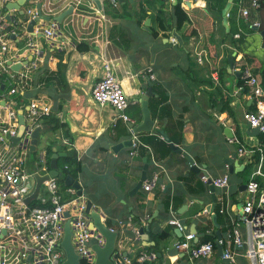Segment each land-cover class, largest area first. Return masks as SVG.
I'll return each instance as SVG.
<instances>
[{
    "label": "crops",
    "instance_id": "crops-1",
    "mask_svg": "<svg viewBox=\"0 0 264 264\" xmlns=\"http://www.w3.org/2000/svg\"><path fill=\"white\" fill-rule=\"evenodd\" d=\"M39 2L45 4L43 13L53 17L46 26L56 23L55 35L35 37L37 51L30 64L37 68L32 71L31 91L22 103L26 111L32 99H39L69 127V146L76 151L82 166L71 176L80 182L82 197L91 199L108 226L119 232L118 253L134 260L143 252H154L156 258L147 264H251L243 255L245 248H236L234 261L224 260L217 245L210 257L190 261L188 254L178 251L174 243L188 233L204 234L199 238L196 234L194 243L202 242L206 236L216 242L212 233L218 229L228 238L230 229L225 220L221 222L217 217L215 223L209 209L213 206L215 213L217 204H223L225 214L236 217L248 196L239 189L247 183L240 175L246 168L241 169L239 145L233 140L238 139L248 149L264 140L261 133L248 134L245 113L255 108V100L252 87L242 78V69L247 66L264 79V26L254 29L251 24L264 23V0L260 9L253 7L252 0H233L228 13L229 30L222 14L225 7L219 13L209 7L208 0H117V5L113 0H38L36 8ZM26 4L32 5L28 1ZM178 4L189 14L182 28L177 27ZM71 5L72 12L62 22L54 19ZM243 8L249 9L248 17L242 14ZM174 31L181 37V44ZM233 31L240 37H235ZM105 63L121 80L131 100L127 112L135 123L143 121L141 98L149 80L158 85V90L153 86L152 97L159 99L162 94L167 101L164 104L156 100L152 104L150 97L155 127L165 129L171 142L187 151L212 181L230 172L226 164L229 159L235 160L240 170L230 172L228 188L215 186L216 202L209 181L192 171L188 159L174 152L159 132L153 129L137 133L113 107L96 103L92 90L105 74ZM226 96L228 105L222 102ZM41 126V133L46 129L52 138L38 156H33L31 150L27 164L30 171L44 165L51 167L47 164L51 142L63 146L70 140L62 128ZM228 127L233 136L226 133ZM135 133L140 140L136 154L132 153V145L113 149L132 140ZM143 133L155 135V141L146 143ZM159 141H165L169 149ZM142 147L146 149L141 151ZM53 149L64 152L56 145ZM145 165L147 178L157 176L156 183L149 191L142 186L131 194ZM249 170L248 177L253 166ZM61 172L59 184L61 177L66 176ZM66 189L64 184V193ZM174 217L183 229L170 223ZM228 221L231 222L229 218ZM141 227H145L143 234L139 233ZM162 232H167V236L160 237ZM242 232L246 236L247 229L243 227Z\"/></svg>",
    "mask_w": 264,
    "mask_h": 264
},
{
    "label": "built area",
    "instance_id": "built-area-1",
    "mask_svg": "<svg viewBox=\"0 0 264 264\" xmlns=\"http://www.w3.org/2000/svg\"><path fill=\"white\" fill-rule=\"evenodd\" d=\"M14 1L0 0V76L3 77L0 81V264H64L66 253L61 242L64 237L66 210L72 215V243L76 252L81 261L94 264L96 253L92 246L94 243L103 244L105 238L90 227V217L85 213V199L72 186H67L66 193L69 197H65L58 177L50 176V166L37 167L33 171L27 167L32 133L36 127L41 126L43 116L50 113L51 107L39 99H32L25 111L22 100L31 91L32 71L37 68L30 64L37 51L35 37L40 33L47 38L54 37L56 23L52 22L47 27L49 22L40 19L36 22L34 31H29V23L39 15L38 8L35 7L38 0H27L32 5L22 7V15L19 9L7 8V4ZM113 2L118 4L117 0ZM262 3L263 0H252L256 9H260ZM44 7L45 4L41 3V9ZM242 14L248 17L249 9L243 8ZM251 24L258 28L264 26L261 22ZM235 37L239 38L240 33H236ZM173 41L176 43L175 38ZM16 42H20L21 46ZM31 54L33 59L29 60ZM199 61L203 62V59L200 58ZM18 62H22L24 66L20 71H14L11 64ZM242 78L252 87L255 100V108L245 113V119L251 128H257L264 134L263 85L247 66L242 69ZM92 96L100 106L113 107L127 123L135 122L127 112L131 100L109 63H105V74L94 85ZM21 116L24 122H21ZM14 137H18L16 143L12 141ZM233 141L239 145V164L244 168L251 164L253 170L246 184L248 196L242 201L238 216L231 217L228 213L232 224L228 238L223 237L218 241L225 247L224 260L234 261L236 248H245L243 255L251 264H264V142L254 149H248L238 139ZM65 143L72 144L70 140ZM139 145L140 140L135 133L132 139L133 154L137 153ZM226 166L229 169L231 167L229 163ZM36 174L49 177L44 181L38 199L28 203L26 199L35 190L36 182L33 183V180H36ZM202 178L208 180L205 176ZM156 180L157 176L147 178L143 182V188L151 190ZM213 184L228 188L231 184L230 172L214 178ZM225 210L223 206L221 212L225 213ZM169 221L183 229L177 218ZM243 227L247 229L246 236L243 235ZM195 238V233H188L177 240L174 247L187 253L190 261L210 257L215 252V241L194 243ZM155 258L154 252H143L134 260L117 253L114 261L115 264H147L148 260Z\"/></svg>",
    "mask_w": 264,
    "mask_h": 264
},
{
    "label": "water",
    "instance_id": "water-1",
    "mask_svg": "<svg viewBox=\"0 0 264 264\" xmlns=\"http://www.w3.org/2000/svg\"><path fill=\"white\" fill-rule=\"evenodd\" d=\"M26 1L27 0H16L14 2H10L7 4V8L19 9V13L22 15L24 13V10L22 9V7L26 4ZM232 1L233 0H230L229 3L225 6V8L222 11V14H223V17L225 20V25L227 26L228 30H229L228 13H229V10L231 8V2ZM98 3H99V1H98ZM37 8H38V14L39 15L37 18L32 19L31 22L29 23V25H28L29 31H34V26H35L36 22L39 21L40 19H43L47 23L51 20V18H53L52 16L43 13V10L41 9V3H38ZM73 8H74V6L71 5L69 9L63 11L59 15L54 16V19L59 21V22H62V20L67 15H69V13L72 12ZM8 18L11 19V17H9V16H8ZM149 23H150V20H147L145 22L146 28H148L147 26L149 25ZM254 29H258V27H254ZM39 35L41 36L43 34L40 33ZM174 35L176 36L178 42L181 44L182 39L177 34L176 31H174ZM262 36H263V47H264V30L262 31ZM30 59H33L32 54L29 56V60ZM233 60H234V57L231 56L230 57L231 67H233ZM27 62L28 61H25V63H27ZM9 63H11V62L9 61ZM23 66H24V64L22 62L11 64V67L14 71H20L23 68ZM148 84H149L148 89H147L146 93L143 95V97L141 98V104H142V110H143V121L141 123L130 122L129 123L130 127H132L133 131H135L137 133L138 132H150L153 129H155L157 132H159L165 138V140L170 143L171 148L174 152L182 153L188 159V161L191 164V170L192 171L199 174L201 177L205 176L208 178L211 191L213 192V201L216 202L217 197L215 194V186H214L212 178L209 176L208 172L204 171L202 169V167H200L195 162L193 157L187 151H184L183 148H181L180 146H176L174 143H172L171 139L168 136V134L166 133L165 129L160 128V127H155V120L152 118L150 104H149L150 97L155 95L154 91H153V81L149 80ZM21 122H24L23 116H21ZM41 131H42V126H38L34 129V131L32 133V140H31V145H30V148L32 151L37 150ZM226 133L228 134V136H233V133H232L230 127H228L226 129ZM248 134H250L252 136H256V135L260 134V131L257 128H251L249 126ZM12 141H13V143H16L18 141V137L12 138ZM131 145H132V140L129 139V140H126L122 143L115 145L113 147V149L115 151H117L118 149H120L124 146H131ZM63 156H66V153L57 152V150L54 149V153L52 155V160H51L50 176H53V177H55V176L59 177L60 176V172L58 170V159L60 157H63ZM235 157L236 156L234 155L233 158H235ZM234 162H235L234 159H229L227 162L231 165V167H230L231 173H233L234 171L240 170V168L235 166ZM239 163H241V160H239ZM204 168H206L205 165H204ZM241 169H244V166H242ZM48 177H49L48 175H44V176H41L40 174L35 175L36 186H35L34 192L26 199V201L28 203L34 199H38L41 188L43 186V183L45 180L48 179ZM146 179H147V165L144 166L140 180H139L138 184L134 187V189L131 191V194H135L138 190H140L143 186V182ZM64 184L66 186H73L74 188H76L78 195L83 194V188H82L80 182L75 177H73L71 175H66V177L64 179ZM246 184L247 183H243L239 189L242 191H245L246 187H247ZM85 202H86L85 213L90 217V221H91L90 227L92 229L95 228L97 230V232L101 233V235H103V237L105 238V242L103 244L94 243L92 246L93 250L96 253V260H95L94 264H115L114 257L118 253L119 244L117 242H118L119 232L115 229H112L110 226H108V224L103 220V215L99 212V210H97L93 207V201L91 199H85ZM209 210H210V212H212V218H213L214 222L216 223L217 214L214 213V207L211 206V208ZM64 215H65L66 221H65V226H64V237H63V240L61 242V246L64 248L65 253H66V259L64 261V264H82V261L79 257V254L76 252L75 247L72 243L73 229H72L71 212L69 210H66ZM157 215H158V213H156L154 215V217ZM144 229H145V227H141L139 229V233L143 234ZM4 232H6V231L4 230ZM196 234L198 235V238L204 235L202 233H200V234L196 233ZM212 235L215 238H217L216 239V245L218 247V252L221 256H223L224 247L218 241L219 239L223 238V234H222L221 230L218 229L215 233H212Z\"/></svg>",
    "mask_w": 264,
    "mask_h": 264
},
{
    "label": "trees",
    "instance_id": "trees-1",
    "mask_svg": "<svg viewBox=\"0 0 264 264\" xmlns=\"http://www.w3.org/2000/svg\"><path fill=\"white\" fill-rule=\"evenodd\" d=\"M208 2H209V7L211 9H215L220 13L222 11V9L225 7L227 0H208ZM175 9H176L175 13L177 15V27L182 28L184 26L185 22H187L189 20V14L186 11H184L179 4L175 5ZM160 24H161V26H163L162 21L160 22ZM242 25L244 27L246 26L247 28H251L250 25H247V24H242ZM232 33H234V31ZM245 57L248 61H250L251 58L249 57L248 53L245 54ZM257 75H258L257 77H258L259 81L264 86V79H262L263 77L260 74H257ZM52 76L54 77L56 75L53 73ZM2 79H3V77L1 75L0 81ZM260 79H262V80H260ZM243 84H245V83H243ZM153 86H154V90H158V87H157L158 85H156V83H154ZM246 86L247 85H245L244 87L246 88ZM156 100L165 104L167 101V97L160 94L159 99H158V97H152L151 103L153 104ZM222 100H223L222 102L224 105L229 104V98H227V96L225 98H222ZM42 124L49 125V127L53 128L54 130L62 128L64 130L65 135L67 137H70V142L72 143V140H71L72 137H71L70 132L68 130L69 127L65 123L61 122L60 118H58L56 116V113L51 112L47 115H44ZM143 135H144L143 140H145L146 143H152L153 141H155V137H156L155 135H151L148 133H143ZM260 136H262L264 138L263 133H261ZM262 141L264 142V140H262ZM159 143H162L164 146H166L169 149V145L165 141H159ZM55 145L58 146V148H60L61 151H64L66 153V156L58 159V165L60 164L61 160L63 161V167H62L63 170L61 168V171H64V175H73L74 176V174H76L78 171L81 170L82 166H81V163L77 157L76 151L71 149L70 146L67 144L63 145V146H59L56 141L51 142L47 147V150H48L47 151V157H48L47 158L48 159L47 164H49V165L51 164L52 154L54 151L53 148L55 147ZM144 149H146V148L142 147L141 151H143ZM250 166H251V164L247 165L246 169L241 171V173H240V175L243 177V179L247 182L249 180L248 176H249V172H250V170H249ZM58 168H59V166H58ZM61 171H60V173L62 174ZM65 177L66 176H63V177H61V179L64 180ZM222 208H223V204H217L216 209H215V213L217 214L219 221L223 222L225 220L224 223H226L228 228L230 229L232 224H231V222L228 221V215L221 212ZM159 236L160 237H166L167 232H162ZM204 241H215V239L211 236H206L202 242H204ZM82 264H88V263L86 261L82 260Z\"/></svg>",
    "mask_w": 264,
    "mask_h": 264
},
{
    "label": "rangeland",
    "instance_id": "rangeland-1",
    "mask_svg": "<svg viewBox=\"0 0 264 264\" xmlns=\"http://www.w3.org/2000/svg\"><path fill=\"white\" fill-rule=\"evenodd\" d=\"M28 5L25 4L23 7H27ZM20 44V43H19ZM52 132V131H51ZM51 136V133L48 131V130H44L41 135H40V138H39V143H38V149L35 150L33 152V156H38V153L41 152V150L43 149V145L48 141L50 140L52 137ZM59 167L62 168L63 167V161L61 160L60 161V164H59ZM243 178V177H242ZM64 186L63 184V180L61 179L60 181V186L61 188L63 187L62 185ZM63 191V190H62ZM66 195V197H69V195L67 193H64Z\"/></svg>",
    "mask_w": 264,
    "mask_h": 264
}]
</instances>
